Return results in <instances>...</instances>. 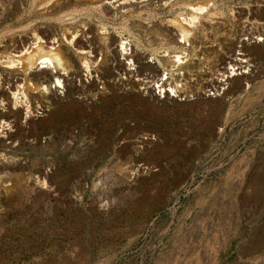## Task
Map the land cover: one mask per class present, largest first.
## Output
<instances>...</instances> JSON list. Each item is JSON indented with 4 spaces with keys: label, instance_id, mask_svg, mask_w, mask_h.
<instances>
[{
    "label": "rangeland",
    "instance_id": "1",
    "mask_svg": "<svg viewBox=\"0 0 264 264\" xmlns=\"http://www.w3.org/2000/svg\"><path fill=\"white\" fill-rule=\"evenodd\" d=\"M107 1L0 0V264H264V45L249 49V88L189 95L219 66L221 38L264 22V0ZM199 3L183 49L169 20ZM124 37L192 92L158 100L116 83ZM39 44L63 59L62 93L40 60L22 66Z\"/></svg>",
    "mask_w": 264,
    "mask_h": 264
},
{
    "label": "built area",
    "instance_id": "2",
    "mask_svg": "<svg viewBox=\"0 0 264 264\" xmlns=\"http://www.w3.org/2000/svg\"><path fill=\"white\" fill-rule=\"evenodd\" d=\"M199 15L203 16V12L199 13ZM232 17L236 18L237 15L232 14ZM206 23L212 24L213 22L206 21ZM238 23L236 31H233V38L230 37V46H226L227 42L225 40L223 42L221 38V62L219 66L208 74V77L202 82L199 88L197 87L193 92L190 91L192 90L191 88L187 90L190 81H188L187 84H177L175 81L176 78L170 70L153 74L151 69H146L145 66H152L155 64L157 61L156 57L140 56L134 51L132 39L129 37H124L122 39L124 46L120 43L118 44L117 54L119 56L122 72L117 73L116 83L122 86L131 82L135 83L137 85V92L153 96L158 100H163L165 98L182 100L187 97V92H192L189 94L190 97L194 95H202L210 98L220 97L230 89L232 82L235 81L236 78L249 77L253 74L256 67L255 59L251 55L249 49L254 45H264V41H256L257 36L264 38V27L260 28L257 26L258 24L256 21L249 19V16ZM194 24L199 25L198 20L194 21ZM219 24L222 26L223 21L221 20ZM197 28L198 27H196V29ZM193 37L194 31L191 33L189 32L188 38L183 39L181 36L179 42L183 44V49H187L191 45L194 41ZM179 54L181 56L179 60H181L184 53L181 52ZM166 55L169 54H164L163 56ZM190 86H193V84L190 83ZM246 86H248L247 83Z\"/></svg>",
    "mask_w": 264,
    "mask_h": 264
},
{
    "label": "bare ground",
    "instance_id": "3",
    "mask_svg": "<svg viewBox=\"0 0 264 264\" xmlns=\"http://www.w3.org/2000/svg\"><path fill=\"white\" fill-rule=\"evenodd\" d=\"M114 1H117V0H110V1H107L106 3H110V2H114ZM205 8H206L205 5L199 3L197 6H192V9L194 10V12H193V15L190 18H182L183 19L182 21L179 18H177L176 20L175 19H171L169 21L172 22L173 24L177 25V26H180V30H181L180 32H181V36L183 37V39L188 38L189 32L191 31V29L189 27L185 26L183 21H186V22H189V23L196 21V19H198L199 17H202V16H199L197 14L204 12L203 10ZM209 8H212V7H209ZM254 10L257 11V8L254 9ZM256 23L258 24L257 26H259L260 28L264 27V22H260V21L257 22V20H256ZM169 31L172 32V33L173 32L176 33L175 29H172V30H169ZM152 36H153V34H152ZM174 36H175V34H174ZM76 39H78L77 35L74 34L73 35V40H76ZM175 40H173V41H175ZM261 40L264 41V38L261 37V36H257L256 37V41L259 42ZM120 44H122V46H124L123 40L120 41ZM78 45L81 46V43L78 44ZM53 49H55V48L54 47H50V48L47 49V47L45 45L39 44L38 48L36 50H33V52L27 53L28 55L26 57H25V55H26L27 51L26 52H21V50H20V53H18V54L15 53V55H13V56L9 55L7 57L9 58V60H10V62L12 64H14L18 60V59H15V56L25 57V63L21 61L22 62V66L25 67V68H32L34 63H35V61L40 60V62L38 63V66L36 67V69L38 71H40V70H43V71L51 70L52 73H53L52 78H54V82L50 83L49 88L50 89H53V88L58 89V91H60L59 93H62L63 89L65 88L64 80H61L60 77L55 76V74H62L60 72V70L61 69H65V68H64V66H62L63 59L60 56L59 52L58 51H54ZM81 53L84 54V53H87V51L86 50H81ZM180 57H181L180 54H177V53L171 56L173 62L179 60ZM119 62H120V60H119ZM243 79L247 80L246 82H248V86H246V89L249 88L250 87V83H249L248 77H238L235 80L237 81V80H243ZM49 88L46 87L45 85L43 86L44 90H48ZM11 93H12V98H14L16 102H19V101L26 102L27 107H26L25 116H26V118H29L31 116V114H30L31 113V108H30V104L27 101V95H26L25 91L22 90L21 88H16V90H13ZM6 125L8 126L7 122L3 120L1 122V124H0V133H2V131L5 129ZM140 169H141L140 165H137L134 168V173L133 174H136L137 172H139Z\"/></svg>",
    "mask_w": 264,
    "mask_h": 264
},
{
    "label": "water",
    "instance_id": "4",
    "mask_svg": "<svg viewBox=\"0 0 264 264\" xmlns=\"http://www.w3.org/2000/svg\"><path fill=\"white\" fill-rule=\"evenodd\" d=\"M134 159H138V158L135 157ZM193 182H194V179H193V180H192L187 186L192 185ZM184 190H186V187H185ZM181 196H182V193L179 194V195L176 197V199H175V201H174V204H173V205L171 206V208H170V214L172 215V217H174L175 214H176V211H177L176 204H177V202L179 201V199H180Z\"/></svg>",
    "mask_w": 264,
    "mask_h": 264
}]
</instances>
